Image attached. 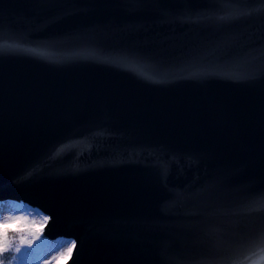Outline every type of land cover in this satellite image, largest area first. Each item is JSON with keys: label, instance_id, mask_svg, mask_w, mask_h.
Listing matches in <instances>:
<instances>
[{"label": "water", "instance_id": "95a60500", "mask_svg": "<svg viewBox=\"0 0 264 264\" xmlns=\"http://www.w3.org/2000/svg\"><path fill=\"white\" fill-rule=\"evenodd\" d=\"M7 199L64 264H264V0H0Z\"/></svg>", "mask_w": 264, "mask_h": 264}, {"label": "rangeland", "instance_id": "374dc122", "mask_svg": "<svg viewBox=\"0 0 264 264\" xmlns=\"http://www.w3.org/2000/svg\"><path fill=\"white\" fill-rule=\"evenodd\" d=\"M16 216L27 218L15 220L18 224L17 232L25 235H28L29 231H35L38 234L42 232L45 225L43 223V217L46 216V214L41 210L11 200L0 202V220ZM32 219H36L37 223H29ZM13 238L18 240L19 236ZM28 238L32 239V236L28 235ZM34 240L35 239H33V241ZM69 241L73 240L69 238H58L55 240L38 238V245H32L35 253L27 258L26 264H62L70 256L66 251L67 247L70 246L68 244ZM9 254L10 257L14 255V253L11 252Z\"/></svg>", "mask_w": 264, "mask_h": 264}, {"label": "snow or ice", "instance_id": "6c2138e0", "mask_svg": "<svg viewBox=\"0 0 264 264\" xmlns=\"http://www.w3.org/2000/svg\"><path fill=\"white\" fill-rule=\"evenodd\" d=\"M20 219H27L26 217H8L5 220H0V224L9 223L11 221L20 220ZM49 220L48 216L43 217V223L47 224ZM31 224H36L37 220L32 219L29 221ZM28 235L32 236V239L28 238ZM28 235L23 233H13V237L19 236V239L16 240L14 238H10L7 235L0 234V264H26L27 258L35 253L33 249V239H35L39 234L35 231H29ZM68 244L70 245L67 247V254L71 255L72 251L76 247L75 241H69ZM14 253L11 257H7L6 254ZM63 255V254H62Z\"/></svg>", "mask_w": 264, "mask_h": 264}, {"label": "trees", "instance_id": "16d2710c", "mask_svg": "<svg viewBox=\"0 0 264 264\" xmlns=\"http://www.w3.org/2000/svg\"><path fill=\"white\" fill-rule=\"evenodd\" d=\"M17 225L18 224H15V223L5 225V231H6L5 235L11 237L12 234L16 232L17 227H18Z\"/></svg>", "mask_w": 264, "mask_h": 264}, {"label": "bare ground", "instance_id": "6f19581e", "mask_svg": "<svg viewBox=\"0 0 264 264\" xmlns=\"http://www.w3.org/2000/svg\"><path fill=\"white\" fill-rule=\"evenodd\" d=\"M1 201H5V200H0V202H1ZM42 235H43V234H41L40 236H42Z\"/></svg>", "mask_w": 264, "mask_h": 264}]
</instances>
